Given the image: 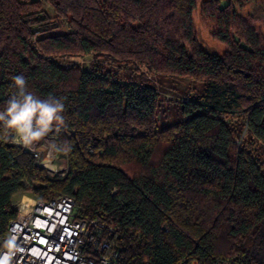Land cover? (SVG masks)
Masks as SVG:
<instances>
[{"label": "trees", "instance_id": "1", "mask_svg": "<svg viewBox=\"0 0 264 264\" xmlns=\"http://www.w3.org/2000/svg\"><path fill=\"white\" fill-rule=\"evenodd\" d=\"M44 1L53 15L40 0H0V111L15 76L41 100L62 101L64 125L50 132L67 172L36 165L0 123V248L13 196L29 191L72 196L81 217L112 230L118 264H264V164L250 147L264 145V38L221 0L202 13L226 23L213 34L223 54L199 46L196 0ZM85 54L132 63L136 75L190 78L195 98L158 129L153 83L57 61Z\"/></svg>", "mask_w": 264, "mask_h": 264}, {"label": "built area", "instance_id": "2", "mask_svg": "<svg viewBox=\"0 0 264 264\" xmlns=\"http://www.w3.org/2000/svg\"><path fill=\"white\" fill-rule=\"evenodd\" d=\"M18 144L49 174L67 172V167L60 171L58 139L51 132L30 147ZM29 198L13 203L17 214L8 223L0 260L10 257L9 264H118L120 249L111 238L112 230L107 233L96 220L81 217L72 196Z\"/></svg>", "mask_w": 264, "mask_h": 264}, {"label": "rangeland", "instance_id": "3", "mask_svg": "<svg viewBox=\"0 0 264 264\" xmlns=\"http://www.w3.org/2000/svg\"><path fill=\"white\" fill-rule=\"evenodd\" d=\"M42 7L50 14L53 15V9L44 1L40 0ZM208 0H196V7L193 10L192 17L195 30L197 33V40L200 47L205 49L210 54H223L228 50V47L216 40L213 37L214 33L224 32L226 29V23L218 18L211 17L202 13V5ZM230 5L235 16L240 21H244L249 24L256 34L264 38V0H221L220 6L225 7ZM235 22V25L231 26L229 32L235 37L241 32L242 25ZM59 29L56 31H66L67 27L63 21H59ZM57 61L62 66H79L82 70H88L92 68L93 64L108 65L113 69L120 67L122 75L124 77H130L136 81L147 83L150 81L153 83L159 91V98L162 104L161 112L158 115V129L167 127L180 121L182 118L179 108L181 102L195 98V92L197 83L190 78H182L178 76H163L162 78L156 77L153 74L148 75L154 82L147 77L148 68L142 67L144 72L142 75H136L134 72V65L132 63H123L120 65L118 62H110L107 57L97 56L95 54L75 55L59 57ZM101 63V64H100ZM137 77V78H136ZM147 81V82H145ZM254 156L257 160L264 164V145L260 142H255L250 145ZM59 155V154H58ZM57 157L58 166L65 165V161H60ZM32 194L29 191L19 192L13 196V203L21 197H25L26 200H30Z\"/></svg>", "mask_w": 264, "mask_h": 264}, {"label": "clouds", "instance_id": "4", "mask_svg": "<svg viewBox=\"0 0 264 264\" xmlns=\"http://www.w3.org/2000/svg\"><path fill=\"white\" fill-rule=\"evenodd\" d=\"M13 81L16 92L0 111V123L15 133L17 143L30 147L47 137L54 126L64 125V104L51 96L45 100L35 96L27 90L23 76H15ZM9 259L0 260V264H9Z\"/></svg>", "mask_w": 264, "mask_h": 264}, {"label": "crops", "instance_id": "5", "mask_svg": "<svg viewBox=\"0 0 264 264\" xmlns=\"http://www.w3.org/2000/svg\"><path fill=\"white\" fill-rule=\"evenodd\" d=\"M15 195H17V194H15ZM15 195H14V196H15Z\"/></svg>", "mask_w": 264, "mask_h": 264}]
</instances>
